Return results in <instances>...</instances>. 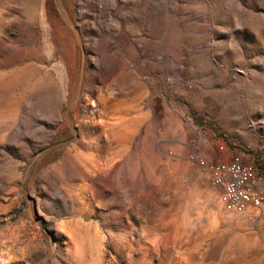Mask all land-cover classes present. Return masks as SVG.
<instances>
[{
    "label": "rangeland",
    "instance_id": "rangeland-1",
    "mask_svg": "<svg viewBox=\"0 0 264 264\" xmlns=\"http://www.w3.org/2000/svg\"><path fill=\"white\" fill-rule=\"evenodd\" d=\"M56 1L0 0V264H264L207 159L264 193V0Z\"/></svg>",
    "mask_w": 264,
    "mask_h": 264
},
{
    "label": "built area",
    "instance_id": "built-area-1",
    "mask_svg": "<svg viewBox=\"0 0 264 264\" xmlns=\"http://www.w3.org/2000/svg\"><path fill=\"white\" fill-rule=\"evenodd\" d=\"M218 150L221 158L213 161L211 172H214L212 184L221 188V199L232 197L238 202V213H244L249 207L262 208L264 198L262 191H258L256 184L257 167L255 163L245 162L241 153L230 150L227 143H219ZM198 163L205 165L204 158L197 159Z\"/></svg>",
    "mask_w": 264,
    "mask_h": 264
},
{
    "label": "crops",
    "instance_id": "crops-1",
    "mask_svg": "<svg viewBox=\"0 0 264 264\" xmlns=\"http://www.w3.org/2000/svg\"><path fill=\"white\" fill-rule=\"evenodd\" d=\"M216 83H220V82H217V81H215V84ZM208 107V106H207ZM214 107V106H213ZM212 107V109H215L216 107H214L213 108ZM206 108V107H205ZM204 109V108H203ZM189 128H190V131L186 128V127H184V126H182L181 125V127L177 130V132H176V140H178V141H181V142H185V141H187L188 140V136H189V134H190V136H191V133L190 132H195V134L197 133V134H199V136L198 137H202L203 136V134H202V130H200V128L199 127H191V126H189ZM231 128V127H230ZM227 129V128H226ZM225 129V130H226ZM193 130V131H192ZM228 130V129H227ZM228 132L229 133H233V132H235L232 128L231 129H229L228 130ZM207 134H205V136H206ZM210 136V135H209ZM193 140V139H192ZM205 140H208V139H205ZM220 140H224V141H226L227 142V140L224 138V137H219V136H217L215 139H213V144L214 145H212V148L210 147V149H211V151L209 152V154L207 155V159L209 158V159H211L212 161H216V160H219L220 158H221V154L216 150V147H217V143L218 142H220ZM194 141V140H193ZM229 144L231 145L232 143L231 142H229ZM233 150H235V151H237V152H240L241 154H242V156H243V159H244V161L245 162H247V163H249V162H251V161H253L255 164H256V167H257V162L254 160V158L255 157H253V156H255L254 154H250V155H247V154H245L240 148H237V147H234V149ZM260 163H262V161H260L259 160V162H258V164H260ZM257 170H258V168H257ZM261 214H262V217H264V206L261 208ZM250 212H251V210L249 209L248 210V213L247 214H250ZM247 218V217H246Z\"/></svg>",
    "mask_w": 264,
    "mask_h": 264
},
{
    "label": "bare ground",
    "instance_id": "bare-ground-1",
    "mask_svg": "<svg viewBox=\"0 0 264 264\" xmlns=\"http://www.w3.org/2000/svg\"><path fill=\"white\" fill-rule=\"evenodd\" d=\"M68 3L71 4L70 1ZM56 6H57V9H58V12H60L61 15L63 16L64 21H66L69 25H71L73 27L74 20H73V17H72V12L70 11V8H69L66 0H57L56 1ZM77 34H78L79 40H81L80 32H77ZM257 190L261 191L258 188H257ZM262 197L264 198V193L263 192H262ZM227 199L229 200V202L233 206H238V202L232 201V197H227Z\"/></svg>",
    "mask_w": 264,
    "mask_h": 264
}]
</instances>
